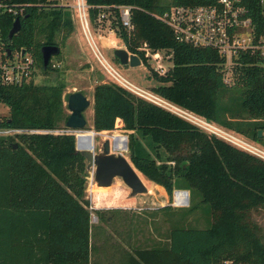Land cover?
<instances>
[{"label":"trees","instance_id":"obj_1","mask_svg":"<svg viewBox=\"0 0 264 264\" xmlns=\"http://www.w3.org/2000/svg\"><path fill=\"white\" fill-rule=\"evenodd\" d=\"M14 1L32 5L20 16L21 30L12 39L15 17H0L2 49L8 57L30 52L35 71L59 70L52 62L44 68L41 49L65 44L74 30L71 9L57 0ZM87 2L91 24H109L142 61L150 50L173 62L164 74L153 70L159 85L152 90L252 141L264 140L258 136L264 130V77L255 58L241 55L230 68L234 82L229 84L226 58L213 48L177 40L161 19L173 5L216 0ZM117 5L132 7L131 29L123 26ZM102 12L108 15L104 19ZM34 75L19 85L0 83V103L9 108L8 115H0V128L13 131L0 135V264H90L92 213L108 223L111 216L105 214L120 210L91 207L88 161L77 149V135L65 126L67 85L38 84ZM93 126L98 132L126 130L130 159L146 185L144 177L171 198L177 189L190 191L183 219L193 214L199 197L211 209L209 226L182 227L181 218L173 219L166 245L135 248L126 255L127 264H264V226L257 221L264 214L263 159L113 82L95 85ZM79 135L82 147L94 144L91 132Z\"/></svg>","mask_w":264,"mask_h":264},{"label":"rangeland","instance_id":"obj_2","mask_svg":"<svg viewBox=\"0 0 264 264\" xmlns=\"http://www.w3.org/2000/svg\"><path fill=\"white\" fill-rule=\"evenodd\" d=\"M73 3V0H67ZM71 17L74 21V30L61 47V53L52 56V61L59 63V70L43 73L41 69H37L34 75V81L38 84H53L64 81L67 85L66 93L70 94L74 91L84 92L91 101L93 99L92 91L96 84L101 82H110L109 76L96 59L87 38L83 32L80 21L77 19L74 10H70ZM99 21V20H98ZM108 24L104 26L101 23H92V32L101 47L106 58L118 67L122 73L130 80L141 87L152 89L159 85V80L155 77L153 70L158 65L169 69L173 66V62L166 57L164 52H159V55L149 56L147 61H142L137 66H129L126 68L122 65L119 59L115 56V50L125 47L123 38ZM127 49V48H126ZM229 76V74H227ZM232 75V72H231ZM226 77L229 84H233L232 76ZM66 112L70 114L67 107V99L65 100ZM91 108L90 105L84 112L88 121L85 129L91 132L94 138V152L102 151L105 140H110L112 151L123 152L130 159L129 149L126 150V138L117 141V135H127L126 130L115 129L110 131L98 132L90 128L91 123ZM9 108L0 103V115H8ZM262 130V129H260ZM235 132V131H234ZM238 137L247 140L254 146L264 150V140L262 142L252 141L245 136L235 133ZM128 136V135H127ZM261 137H264L262 130ZM116 141V146H115ZM151 149L152 144L149 138L141 140ZM117 142H119L117 144ZM152 152V151H151ZM131 160V159H130ZM93 168L87 178L86 196L91 202L92 208H116L118 212H107L106 217H110L108 223L98 221L96 213H92L93 230V251L90 264H127V254L134 251L135 248H148L155 246H163L167 244L168 231L173 227V219H180V226L205 228L211 223V209L209 205L201 202V198L195 200L196 207L190 218L183 219L181 208H186L190 204L189 194L184 191L174 192L171 198L167 191L158 190L148 179L147 186L150 189L148 193L132 195L131 189L125 185L121 178L114 179L112 185L98 186L95 179L93 181ZM142 175V173H140ZM143 176V175H142ZM185 190V189H177ZM188 203H185L187 198ZM184 199V201H183ZM178 202L185 204L179 205ZM170 205L169 210H162L161 207ZM257 221L264 226V214L257 217ZM174 223V222H173ZM172 225V226H171ZM99 227V228H98Z\"/></svg>","mask_w":264,"mask_h":264},{"label":"built area","instance_id":"obj_3","mask_svg":"<svg viewBox=\"0 0 264 264\" xmlns=\"http://www.w3.org/2000/svg\"><path fill=\"white\" fill-rule=\"evenodd\" d=\"M57 1L60 5L68 6L74 10L91 50L109 76L110 82L180 116L201 130L264 160L263 149L238 137L233 130L183 108L154 90L137 85L125 76L118 67L106 58L98 45L91 28L90 7L87 0H73V3L67 0ZM253 2L256 4L251 5ZM30 5L32 3L0 0V17L9 13L15 19L20 18ZM117 8L123 26L126 29H131L133 27L132 7L130 5H117ZM106 16H108L106 12L100 13V19H104ZM161 19L172 28L177 40L193 46L217 50L222 57L226 58L224 69L228 70V74L230 68L238 63V58L241 55H247L255 58L254 64L261 68L264 77V0H216L215 3L209 5H173L162 14ZM2 47L0 43V83L19 85L30 80L35 72L34 56L23 50L24 53L19 51L14 56L8 57ZM155 54L161 57L159 52L146 51L147 57ZM52 65L53 67L60 66L56 62H52ZM167 70L162 65H158L155 69L160 74L166 73ZM226 81L230 80L226 78ZM12 132L0 128V135ZM123 136L127 141L128 136ZM80 147H82L81 144ZM94 177L93 170V181ZM188 199L189 196L185 203H188ZM185 203H181V205Z\"/></svg>","mask_w":264,"mask_h":264},{"label":"water","instance_id":"obj_4","mask_svg":"<svg viewBox=\"0 0 264 264\" xmlns=\"http://www.w3.org/2000/svg\"><path fill=\"white\" fill-rule=\"evenodd\" d=\"M22 27L21 18L17 17L13 23V27L9 32V39L20 32ZM43 56V66L47 68L52 56L60 54L61 47L51 44L44 45L41 49ZM25 51H23L24 53ZM8 54L11 50L8 49ZM115 56L120 63L126 68L129 66H137L141 64V59L137 54L131 53L126 48L115 50ZM92 104L90 98L82 91H74L69 94L67 107L70 114L65 122V126L77 135V149L86 157L88 161L87 168L94 169V179L98 186H110L114 179L121 178L126 186L131 189L132 195L148 193L150 190L145 184L140 172L136 169L132 161L123 152L112 151L111 141L105 140L102 151L94 152V144L92 146L80 147V133L85 132L88 121L84 115L85 110ZM262 130H258V136H261ZM128 149V140L126 141V150ZM179 191V190H178ZM189 194L188 190H182ZM177 194V191H175Z\"/></svg>","mask_w":264,"mask_h":264},{"label":"crops","instance_id":"obj_5","mask_svg":"<svg viewBox=\"0 0 264 264\" xmlns=\"http://www.w3.org/2000/svg\"><path fill=\"white\" fill-rule=\"evenodd\" d=\"M121 48H125V47H121ZM61 53V52H60ZM50 62H54V61H50ZM53 84H56V83H53ZM95 88V87H94ZM91 98L93 99V101H92V108H91V123H90V128H93L94 129V126H93V122H94V90L92 91V96H91ZM105 131H110V130H105ZM115 135H119V134H114L113 136H112V139H113V137L115 136ZM118 140H121V139H117V141ZM119 143V142H118ZM117 143V144H118ZM115 146H116V141H115ZM149 182H151V181H149ZM152 184H153V186L154 187H157V189L158 190H160V191H162V190H165L166 191V189L163 187V186H161V185H158V184H155L154 182H151Z\"/></svg>","mask_w":264,"mask_h":264},{"label":"bare ground","instance_id":"obj_6","mask_svg":"<svg viewBox=\"0 0 264 264\" xmlns=\"http://www.w3.org/2000/svg\"><path fill=\"white\" fill-rule=\"evenodd\" d=\"M117 139H124V140H125V137H124L123 135H120V134H119V135H117ZM121 141H122V140H121ZM117 143H118V142H117ZM179 191H182V190H179ZM179 191H177V194H178ZM177 194H176V196H177ZM181 203H184V202H181ZM181 203L178 202L179 205H181Z\"/></svg>","mask_w":264,"mask_h":264}]
</instances>
